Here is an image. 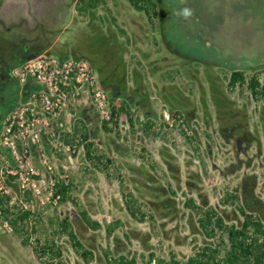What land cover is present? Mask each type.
I'll use <instances>...</instances> for the list:
<instances>
[{"label": "rangeland", "instance_id": "obj_1", "mask_svg": "<svg viewBox=\"0 0 264 264\" xmlns=\"http://www.w3.org/2000/svg\"><path fill=\"white\" fill-rule=\"evenodd\" d=\"M91 1L0 0V6H47L42 16L28 19L31 30L21 23L28 16L22 10L12 27L0 28V119L23 87L12 70L27 53L86 59L114 111L110 123L103 121L81 94L43 131L41 142L31 140L26 153L21 148V163L37 172L30 179L40 193L5 175L3 194H10L13 212H30L20 217L29 238L10 224L4 227L0 216V264H39L33 245L37 236L49 235L51 219L68 217L93 251L89 264H106L105 251L135 256L138 264L151 253L184 260L218 239L199 227L198 217L208 208L227 224H240L238 206L264 223V99L253 98L245 85L228 84L232 70L243 71L247 79L256 74L264 83V0H153L149 17L127 0H104L80 11ZM184 7L193 13L188 19L176 15ZM80 116L94 152L105 155L100 162L87 160L82 144L71 138ZM142 150L147 164L134 157ZM42 151L53 172L39 162ZM5 165L19 169V161L3 149L0 167ZM49 175L70 182L68 200L47 199ZM117 178L152 220L138 222L128 215ZM72 198L102 227H87ZM117 220L121 226L107 236L105 224ZM55 240L66 264H85L66 235Z\"/></svg>", "mask_w": 264, "mask_h": 264}, {"label": "trees", "instance_id": "obj_2", "mask_svg": "<svg viewBox=\"0 0 264 264\" xmlns=\"http://www.w3.org/2000/svg\"><path fill=\"white\" fill-rule=\"evenodd\" d=\"M80 1V0H79ZM129 4L138 11L144 12L148 17L150 12H155V2L153 0H127ZM102 2V3H101ZM104 0H92L86 6H82L80 11L96 8L99 4H103ZM78 5V3L76 4ZM114 25L118 28L115 20ZM121 33L124 32L118 28ZM228 84L234 86L235 84L245 85L255 99H264V83L260 82L257 75L253 74L248 79L243 71L232 70L229 76ZM29 87L31 85L29 84ZM28 87V88H29ZM132 119L130 118V122ZM106 130H109L104 126ZM83 143L85 155L89 160L101 161L103 154L92 152L93 142L88 140V135H83L81 138ZM96 150V148H95ZM142 161L146 162L145 155L142 153L138 156ZM107 167V164L104 163ZM153 167V165H152ZM168 187L170 183L167 182ZM70 182L65 183L62 179H56L54 188L59 194V201L63 202L69 199ZM121 195L128 214L139 222L153 219V215L146 214L140 204H138L136 197L126 187L121 186ZM24 199L31 198L30 192L26 191L23 194ZM10 194H2L0 196L1 217L9 222L13 229L21 234L26 235L28 239V225L24 224L21 218L29 216V210L22 213L15 214L10 204ZM72 203L87 227L90 229H99L102 225L93 219L87 210L80 205V203L72 198ZM187 205L192 209L196 208L192 199L187 200ZM238 210L242 216L239 225L227 224L223 217L220 216L213 208H208L201 211L198 217L200 229L208 238H218L213 246H203L201 250L188 256L184 260H180L175 254H171L168 259L156 258L152 264H264V223L260 217L253 212L247 211L245 208L238 206ZM22 215V216H21ZM121 226V221L108 222L105 224L106 235L109 236L114 230ZM49 235L41 239L40 236L35 238L33 251L39 264H66L62 260V251L60 246L56 243V237L66 235L70 241L74 252L85 262L89 263L93 260V252L86 248L75 233L72 224L68 217L63 219H51L49 222ZM36 231V228H34ZM154 254L151 253L147 264H151ZM107 264H136L134 256L127 257L120 255L117 258L109 257L105 253Z\"/></svg>", "mask_w": 264, "mask_h": 264}, {"label": "built area", "instance_id": "obj_3", "mask_svg": "<svg viewBox=\"0 0 264 264\" xmlns=\"http://www.w3.org/2000/svg\"><path fill=\"white\" fill-rule=\"evenodd\" d=\"M12 73L18 83L23 86L30 84L31 87L16 100L2 122L0 154L3 149L6 150L12 158L19 161V169L13 170L9 165L0 167V196L7 192L4 184L6 174L17 176L23 189H28L35 195L40 193V188L35 187V180L30 179V175L38 174L31 166L21 163V148L26 153L31 140L41 142L43 131L52 128L54 120L81 94L92 100L94 110L103 121L110 123L114 119V111L106 91L96 84L91 65L84 58L72 59L36 53L23 60ZM165 118L168 119V116L165 115ZM177 119L182 120L180 114ZM38 159L48 172H53L51 159L45 151L39 153ZM46 179L47 199L51 198L55 202L59 200V194L54 188L56 179L51 175ZM36 181L40 183L42 178ZM64 182L67 183L65 180ZM1 222L4 227H9L7 220L3 219Z\"/></svg>", "mask_w": 264, "mask_h": 264}, {"label": "crops", "instance_id": "obj_4", "mask_svg": "<svg viewBox=\"0 0 264 264\" xmlns=\"http://www.w3.org/2000/svg\"><path fill=\"white\" fill-rule=\"evenodd\" d=\"M47 6H0V28H2V29H5V26L6 25H8L9 27H12L15 23H16V21L18 20V17L19 18H22L21 16H18V14H19V11L20 10H22V11H24V12H28V16H24L22 19L24 20V21H22L21 23L22 24H25L26 26H27V28L29 29V30H31V27H33V24L28 20L29 18L31 19L32 17H34V18H36V17H40V16H42V14L44 13V11H45V8H46ZM7 13H10V14H13L15 17H14V19L13 20H11V19H7L6 17V14ZM17 26H20V27H23V25H17ZM16 27V26H15ZM34 54H36V53H27V54H25L23 57H21L19 60H18V62H17V64L13 67V70H14V68H16L23 60H25L27 57H29V56H32V55H34ZM0 66H1V64H0ZM12 70V71H13ZM2 74V67H0V75ZM28 87H29V84L28 85H26V86H23V87H21V89L18 91V93H17V95L16 94H14V96H13V99H12V103H8L9 105H7L6 106V112L4 113V116L2 117V119H0L1 120V123H0V132H1V126H2V122H3V120H4V118H5V116L7 115V113H8V111L10 110V108L12 107V105H13V103H14V101L16 100V99H18L20 96H21V94H23V93H25L27 90H28ZM76 120H75V122H74V124H73V128H72V130H71V138L73 139V140H76V141H78L80 144H82V146H83V143L81 142V138H83V135H88V140L89 141H91L90 139H89V133H88V130H87V128H86V121H85V117L84 116H80L79 117V119H77V118H75ZM79 124V125H78ZM63 136H64V138H65V134H63ZM69 136H70V134H69ZM63 138V139H64ZM64 141H65V143L66 144H69L70 143V141L66 138V139H64ZM92 142V141H91ZM83 148H84V146H83ZM95 146H94V144H93V147H92V152H94L95 151ZM29 150H30V146L28 147V149H27V152H29ZM96 150H97V148H96ZM144 154V150H142V151H138V152H135L134 153V157H135V159L139 162H141V163H143V164H147L148 163V161H149V159L147 158V156L145 155V160H146V162H144V161H142L138 156L140 155V154ZM84 154H85V150H84ZM85 157H86V155H85ZM103 157H105V155L103 154ZM86 159L87 160H89L87 157H86ZM106 160H108L107 158H106ZM160 161V163L161 162H163L161 159L159 160ZM151 167H152V165L153 164H149ZM103 171V170H102ZM105 175H106V173H105ZM118 179V178H117ZM118 181H119V184H120V188H121V186H124V187H126L125 186V184H124V180H122L121 178H119L118 179ZM120 193H121V190H120ZM24 197V196H23ZM11 201H12V199H11ZM11 201H10V203H11ZM89 214V213H88ZM129 215V214H128ZM130 216V215H129ZM131 217V216H130ZM81 219V218H80ZM139 222V221H138ZM143 222H145V221H143ZM87 248V247H86ZM89 249V248H88ZM91 250V249H90ZM92 251V250H91ZM93 252V251H92ZM105 253H108V252H104V257H105ZM108 255H109V253H108ZM121 255H123V254H121ZM120 256V255H119ZM126 256V255H125ZM149 256H150V254H149ZM109 257H111V258H117V257H112V256H110L109 255ZM127 257H131V256H127ZM135 257V256H134ZM93 258H94V254H93ZM136 258V257H135ZM156 258H158V257H156V256H154V258L152 259V261H151V264L152 263H154V261H155V259ZM148 259H149V257H148ZM148 259H146V260H144V264H147V262H148ZM105 261H106V259H105ZM83 262L85 263V264H89V263H91L92 262V260L89 262V263H87V262H85L84 260H83ZM66 263V262H65ZM106 264H107V262H106ZM136 264H138V260H137V258H136Z\"/></svg>", "mask_w": 264, "mask_h": 264}, {"label": "clouds", "instance_id": "obj_5", "mask_svg": "<svg viewBox=\"0 0 264 264\" xmlns=\"http://www.w3.org/2000/svg\"><path fill=\"white\" fill-rule=\"evenodd\" d=\"M182 2H184V0H182ZM177 16H180L184 19H188L189 17H191L193 15L192 10L188 7H184L182 10L178 11L176 13Z\"/></svg>", "mask_w": 264, "mask_h": 264}, {"label": "flooded vegetation", "instance_id": "obj_6", "mask_svg": "<svg viewBox=\"0 0 264 264\" xmlns=\"http://www.w3.org/2000/svg\"><path fill=\"white\" fill-rule=\"evenodd\" d=\"M16 100H17V99H16ZM16 100L14 101V103L16 102ZM14 103H13V105H14ZM13 105H12V106H13Z\"/></svg>", "mask_w": 264, "mask_h": 264}]
</instances>
